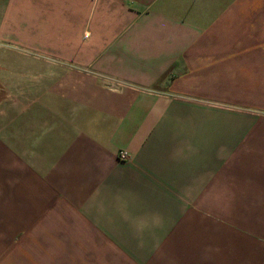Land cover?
Masks as SVG:
<instances>
[{"label": "crops", "instance_id": "crops-1", "mask_svg": "<svg viewBox=\"0 0 264 264\" xmlns=\"http://www.w3.org/2000/svg\"><path fill=\"white\" fill-rule=\"evenodd\" d=\"M256 37L264 0H0V264H264Z\"/></svg>", "mask_w": 264, "mask_h": 264}, {"label": "rangeland", "instance_id": "rangeland-1", "mask_svg": "<svg viewBox=\"0 0 264 264\" xmlns=\"http://www.w3.org/2000/svg\"><path fill=\"white\" fill-rule=\"evenodd\" d=\"M256 40H255V43H260V42H263L264 41V38L263 37H256L255 38ZM8 54V55H7ZM7 54H4V55H7L8 56V58L10 59V60H12L13 61V59L16 57V55L15 54H13V53H7ZM1 56H2V53H0V60H1ZM11 73L9 74V76H16L17 75V72H16V69H13V70H9ZM2 72H1V69H0V74H1ZM3 87H5V85H0V103H1V98L3 97V93H5V90L4 89H2ZM4 97H5V95H4ZM16 101H3V106H1V107H3L4 109H5V105L7 106L8 104H15L16 105ZM15 105L13 106V107H15ZM129 158V157H128Z\"/></svg>", "mask_w": 264, "mask_h": 264}, {"label": "built area", "instance_id": "built-area-1", "mask_svg": "<svg viewBox=\"0 0 264 264\" xmlns=\"http://www.w3.org/2000/svg\"><path fill=\"white\" fill-rule=\"evenodd\" d=\"M128 157H129L128 154L125 153V152H121V154L119 155V158H120L121 160H127Z\"/></svg>", "mask_w": 264, "mask_h": 264}]
</instances>
